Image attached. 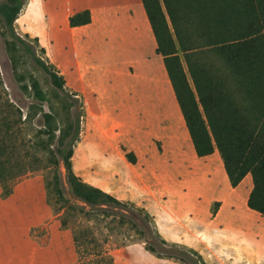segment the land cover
Masks as SVG:
<instances>
[{
    "label": "rangeland",
    "instance_id": "rangeland-1",
    "mask_svg": "<svg viewBox=\"0 0 264 264\" xmlns=\"http://www.w3.org/2000/svg\"><path fill=\"white\" fill-rule=\"evenodd\" d=\"M83 10L90 23L70 27ZM13 30L43 63L26 56L21 70L43 88L56 75L74 101L73 171L121 206L91 220L74 214L64 228L46 172L11 181L7 193L0 185V264H79L73 229L92 232L113 264H264V217L245 206L249 182L231 193L218 153L196 157L140 0H24ZM9 38L0 23V80L25 115L36 101L20 89ZM63 194L81 205L65 183Z\"/></svg>",
    "mask_w": 264,
    "mask_h": 264
},
{
    "label": "trees",
    "instance_id": "trees-1",
    "mask_svg": "<svg viewBox=\"0 0 264 264\" xmlns=\"http://www.w3.org/2000/svg\"><path fill=\"white\" fill-rule=\"evenodd\" d=\"M140 2L196 157L217 152L232 188L249 180L246 207L264 217V0ZM23 4L0 3V23L9 32L5 45L20 89L36 102L23 115L0 80V185L7 193L11 181L46 172L44 187L64 208L60 218L67 228L74 214L91 220L121 203L83 182L72 169L79 117L72 115L74 101L63 91L61 79L50 74L43 88L34 72L21 70L26 56L43 66L13 30ZM90 20V11L83 10L69 18V26H85ZM36 118L38 129L25 131ZM126 156L135 162L132 154ZM64 183L81 205L64 198ZM74 230L79 264H113L92 232Z\"/></svg>",
    "mask_w": 264,
    "mask_h": 264
},
{
    "label": "crops",
    "instance_id": "crops-1",
    "mask_svg": "<svg viewBox=\"0 0 264 264\" xmlns=\"http://www.w3.org/2000/svg\"><path fill=\"white\" fill-rule=\"evenodd\" d=\"M141 3V2H140ZM132 5H133V1H132V3L130 4V3H128L127 4V9L129 10V11H131L132 12V14L134 13V15L132 16L131 14V18H133V17H135V15H136V11L134 10V9H132ZM142 6V5H141ZM143 9V8H142ZM133 10H134V12H133ZM130 12V13H131ZM145 15V14H144ZM146 18V17H145ZM146 22H147V20H146ZM147 26H148V23H147ZM148 29H149V26H148ZM149 32H150V30H149ZM151 35V34H150ZM215 153H217V152H214L212 155H210V156H208V157H205V158H209V157H211V156H213ZM218 157H219V155H218ZM220 159V158H219ZM222 163V162H221ZM222 171H223V174H224V184L226 185V188H227V190L229 189L230 191H231V193L232 192H236V191H239V192H241V190L244 188L243 187V183L245 182V180L244 181H242L236 188H232L231 186H230V184H229V182H228V179H227V177H226V175H225V172H224V169H223V166H222ZM247 180V179H246ZM248 182H249V180H248ZM249 189H250V186H249V184H248V192H249ZM248 194V193H247ZM246 197H247V195H246ZM246 197H245V202H246ZM245 206H246V204H245ZM247 208V207H246ZM248 209V208H247ZM249 210V209H248ZM251 211V210H250ZM253 212V211H252ZM255 213V212H254Z\"/></svg>",
    "mask_w": 264,
    "mask_h": 264
}]
</instances>
